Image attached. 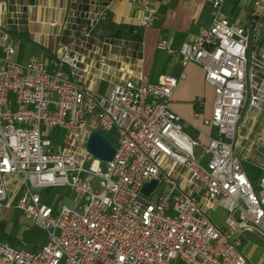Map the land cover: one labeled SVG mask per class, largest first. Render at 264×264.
<instances>
[{"label":"built area","instance_id":"1","mask_svg":"<svg viewBox=\"0 0 264 264\" xmlns=\"http://www.w3.org/2000/svg\"><path fill=\"white\" fill-rule=\"evenodd\" d=\"M29 1L8 0L19 30ZM111 1L70 0L61 25L70 34L58 43L56 72L40 59L19 62L17 49L3 45L0 211L15 206L47 239L37 250L0 241V258L6 264H251L243 243L246 232L264 241V163L254 181L244 161L264 157V126L253 139V130H240L264 112L258 59L264 58V0H252L241 23L226 15L228 0H207L211 24L196 41L178 48L158 42V49L179 54L184 68L199 66L213 88L211 114L203 119L211 130L207 143L188 136L172 108L185 72L151 81L140 66L125 68V40L94 35L108 21ZM128 1L144 29L173 0ZM106 76L115 82L101 94L96 87ZM196 104L199 117L204 102ZM94 131L116 149L106 171L87 148ZM154 180L146 196L143 188ZM54 189L73 193L75 204H46L45 193ZM216 204L225 211L224 228L208 214Z\"/></svg>","mask_w":264,"mask_h":264},{"label":"crops","instance_id":"2","mask_svg":"<svg viewBox=\"0 0 264 264\" xmlns=\"http://www.w3.org/2000/svg\"><path fill=\"white\" fill-rule=\"evenodd\" d=\"M202 1H204V3L207 2L206 0H202ZM251 1L252 0H233L234 4L229 6V0H228L227 5L225 7L226 15L234 23L243 22L244 21L243 12L248 10ZM173 2L174 0L168 5L162 6L160 13L157 19L155 20L153 26L157 21H162L163 19H165L167 12H169L168 10L169 8H171ZM181 4L183 5V0L177 4V7ZM197 5L199 4L197 3ZM70 8H71L70 0H35L34 5H31L29 1V7L23 9L24 15H22L19 19L21 23L20 25H22V29L19 30L15 26V23L17 22L14 21L13 9L9 7L8 0H0V46H3L4 44L14 46L18 51L16 59L19 62H28L34 59H40L45 62L46 66L50 70H52L50 72H56L57 70H59V67L54 63L55 52L59 41L62 42L67 41V32L66 30L63 31L64 27H62L61 25H63L66 22ZM207 9L209 10L211 17V11L208 7ZM140 17H141L140 12L137 9H135L128 0H112L110 2V17L108 21L99 24L98 25L99 28L97 27L96 31L94 29V33L97 39L99 40H104V39L109 40L112 36L115 35L116 30L121 25L133 26L137 30H139L142 35V45H143V49L140 56L141 58L136 56L137 53L136 48L133 45H131V47L129 46L125 50L127 54L125 55L126 56L129 55L125 62V68L132 71H137L140 66L139 70L144 74L148 75V77L152 79V75L149 72L147 74V72H145L143 68V63L145 61V53L147 55L148 53L145 48V36H143L142 34L143 29L137 28V24L140 21ZM51 21H55L58 24V26H56L55 28H51L49 26V23ZM210 24L211 22L201 27L196 34H187L186 32L180 33L177 32L175 29L166 28L165 26H163L159 30V34L155 37V40H153L152 45L154 46L156 51H161L164 53L165 51L158 49V42L162 39H168L169 42L171 43V46L174 48H178L182 43H192L196 41L197 37L200 34V31L203 28L208 27ZM62 31H63V35L61 36L60 34L62 33ZM58 36L61 37L59 38ZM3 53L4 56L1 57V59L6 56L5 51ZM150 55L151 53L148 56ZM167 58H169V61L168 62L165 61L163 63L166 72H160L157 75V78L154 82L159 81V79L163 75H170L176 78H180L182 73L185 72L186 79L181 83L183 82L186 83L189 79V73L194 72L197 73V75H200L203 83L206 86L211 88V93L213 97L214 95L213 88L205 81V74L199 66L191 64L187 68H184L182 66L181 57L179 54H176L175 56H171L168 54ZM64 71L69 74V69L67 67H64ZM105 80L109 81L107 93H110L112 91V84L115 81H113L112 78L106 76V78L101 82L103 83ZM101 82L96 87V90L99 93H101L100 92V86L102 84ZM176 93L177 91L175 92V94ZM177 95H179V93ZM205 98L206 97L203 96L196 98L192 97L190 99V103L192 104L193 121H194L192 127L189 124H187V122H185L184 120L185 117L183 116L181 110H179L174 104H172V108L181 116L182 126L185 133L193 139H200L203 142L207 143L206 135H209L211 130L203 125V119L207 117L205 116L206 113H209L208 115L210 116L212 106L210 107V109L207 110V108L205 107ZM199 100L204 102V107L202 109V113L200 114V116L196 117L197 109H195V104ZM173 103H174V98H173ZM185 127L186 129H191L192 133L187 132L185 130ZM246 162L247 160L244 161L245 168L249 173V175L251 176V178L255 181L259 177L261 170L258 173L255 171H249L247 169ZM198 199L200 200V198ZM11 200L12 198H10L9 202ZM208 214L215 225L220 226L222 228L225 227L226 214L221 207H218L217 204L212 206L211 210L208 209ZM33 225H37V224H30L26 220V218L20 213V211L15 208V206L13 205L8 206L7 208H4L3 210L0 211V241L10 242L8 239L2 238L4 235L10 237L8 235L10 230L17 229V231H19L20 234H22L23 230H27L29 227ZM16 242H17V238L15 241V245ZM44 243L45 242H43L40 245L39 244L32 245L30 243H26L25 245H22V247L16 248L17 245L16 246L14 245V247L16 249L37 250L40 247H42ZM243 251L251 264H264V241L257 234L252 232L245 233ZM0 264H6V262L0 258Z\"/></svg>","mask_w":264,"mask_h":264},{"label":"rangeland","instance_id":"3","mask_svg":"<svg viewBox=\"0 0 264 264\" xmlns=\"http://www.w3.org/2000/svg\"><path fill=\"white\" fill-rule=\"evenodd\" d=\"M182 0H174L171 8H169V12L165 19L162 21H157L155 25L151 28H144L142 30L143 36H145V48L147 50L148 56L145 53V61L143 63V68L145 72H148L152 75V81H155L157 75L160 72H166L165 66L163 63L165 61H169L168 54L166 52L156 51L154 46L152 45L153 40L159 34V30L161 27L165 26L166 28L175 29L177 32H186L187 34H196L199 29L211 22L210 12L207 9L209 7L208 1L204 3L202 0H183V5L177 4ZM194 3V5H193ZM197 3L199 5H197ZM234 4L233 0H229V6ZM184 6V8H183ZM192 8V9H191ZM192 10V11H190ZM194 10V11H193ZM99 28V26H97ZM96 27V28H97ZM95 28V31H96ZM95 35V34H94ZM4 47L0 46V58L4 56ZM258 59L264 62V58L262 56H258ZM48 71H52L47 67ZM180 69V68H179ZM180 71V70H179ZM102 83V82H101ZM109 86V81L105 80L100 86L101 94L107 93ZM179 93V95H177ZM206 97L205 98V107L210 109L213 105L214 95L212 97L211 88L206 86L200 75L197 73L191 72L189 73V79L185 83H180L177 93L174 96V105L181 110L183 116L185 117L184 120L192 127L193 124V111H192V104L190 103V99L196 97ZM212 97V98H211ZM209 113H206L205 116H209ZM204 116V115H203ZM258 122L252 126L250 122H246L243 126V129L240 130V133H247L249 130H253L250 137L253 139L255 137V133L260 131L264 126V112L260 115ZM189 126V127H190ZM188 127V126H187ZM185 130L189 133H192L191 129ZM116 144V142L114 141ZM264 163V157L259 156L258 154H253L249 157L246 162L247 169L249 171L259 172L261 167ZM206 166V163H204ZM103 171L107 170V163L103 162L101 164ZM46 195V193H45ZM45 203L48 205H60V204H67L69 206L73 205L72 200L74 201L73 193L69 192L66 189H54L50 190L45 196ZM75 204V201H74ZM16 222V220H15ZM8 235L10 237H16V248L22 247L26 243H30L32 245L42 244L46 242L47 235L46 231L41 228L39 225H33L29 227L27 230H23L22 234L16 230H10ZM23 235V237H22ZM15 238V239H16Z\"/></svg>","mask_w":264,"mask_h":264},{"label":"water","instance_id":"4","mask_svg":"<svg viewBox=\"0 0 264 264\" xmlns=\"http://www.w3.org/2000/svg\"><path fill=\"white\" fill-rule=\"evenodd\" d=\"M107 1V0H104ZM30 4L34 5L35 0H30ZM87 148L98 160L102 162H111L115 156L116 149L114 145L100 131H94L87 142ZM158 181L145 185L143 193L149 196L156 188Z\"/></svg>","mask_w":264,"mask_h":264},{"label":"trees","instance_id":"5","mask_svg":"<svg viewBox=\"0 0 264 264\" xmlns=\"http://www.w3.org/2000/svg\"><path fill=\"white\" fill-rule=\"evenodd\" d=\"M22 22H23V20H22ZM66 32H67V40H68V35L70 34V31L66 30ZM113 38H116L117 40H125L126 43L128 45H130V47H131V45H133L136 48L137 53L139 52L138 55L136 53V56L137 57L141 56V52L143 49L142 35H141V32L139 30H137L135 27L129 26V25H121L116 30L115 35L112 36V39ZM65 43H67V41ZM195 109H197V111H198L197 104H195ZM2 238L8 239L10 241L9 243L12 246L15 245L16 239H14L12 237H8L7 235H4Z\"/></svg>","mask_w":264,"mask_h":264}]
</instances>
